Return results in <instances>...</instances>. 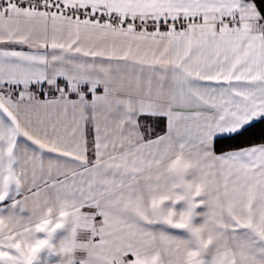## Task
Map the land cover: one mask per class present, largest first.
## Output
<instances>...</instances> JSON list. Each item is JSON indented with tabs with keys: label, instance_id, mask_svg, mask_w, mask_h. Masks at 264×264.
<instances>
[{
	"label": "snow or ice",
	"instance_id": "snow-or-ice-1",
	"mask_svg": "<svg viewBox=\"0 0 264 264\" xmlns=\"http://www.w3.org/2000/svg\"><path fill=\"white\" fill-rule=\"evenodd\" d=\"M0 264H264V0H0Z\"/></svg>",
	"mask_w": 264,
	"mask_h": 264
}]
</instances>
